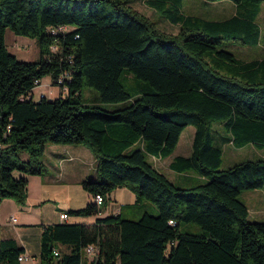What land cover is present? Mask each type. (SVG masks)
<instances>
[{
  "label": "trees",
  "instance_id": "trees-1",
  "mask_svg": "<svg viewBox=\"0 0 264 264\" xmlns=\"http://www.w3.org/2000/svg\"><path fill=\"white\" fill-rule=\"evenodd\" d=\"M233 1L236 13L214 20L185 14L184 0H146L180 25L172 33L129 0H0V202L24 204L29 175L48 170L47 146L74 144L93 152L96 176L82 181L88 203L64 212L96 215L123 185L156 206L137 218L45 226L41 264H83L92 243L93 264H264V220L250 219L239 197L264 186V157L223 168L214 136L221 125L222 142L264 147V57L246 60L219 48L225 39L260 43L264 0ZM7 28L36 38L39 58L10 51ZM124 69L138 79L132 90L122 82ZM46 75L65 94L35 98ZM85 88L97 97L85 99ZM187 125L195 127L191 153L174 156L170 167L201 182L179 186L147 154L171 155ZM182 222L203 232L182 230ZM21 254L15 240L0 242V264H21Z\"/></svg>",
  "mask_w": 264,
  "mask_h": 264
},
{
  "label": "crops",
  "instance_id": "crops-1",
  "mask_svg": "<svg viewBox=\"0 0 264 264\" xmlns=\"http://www.w3.org/2000/svg\"><path fill=\"white\" fill-rule=\"evenodd\" d=\"M235 6L237 10L236 3ZM262 11L263 2L257 22ZM260 29L261 42L264 40V32L261 27ZM44 161L48 168L45 174L29 175L28 196L24 204H19L12 198H5L0 202V242L13 239L24 249V255L28 258L20 260L21 264H41V235L44 227L51 223L68 221L91 224L97 217L121 214L125 218H137L145 210H156L153 202L146 198L138 199L130 187L123 185L111 191L108 201L98 214L84 216L69 212L67 219L63 220L60 213L84 207L90 200L82 181L96 176L97 160L85 145L49 144L44 153ZM184 176L193 177L188 174ZM258 191L256 189L255 194H259L261 198L252 199V203L256 204L254 209L245 200L252 220H264V205L258 204L264 200V192ZM13 216L17 221L12 220ZM57 247L62 251L69 250L63 244H58ZM92 257L86 253L83 264H93Z\"/></svg>",
  "mask_w": 264,
  "mask_h": 264
},
{
  "label": "rangeland",
  "instance_id": "rangeland-1",
  "mask_svg": "<svg viewBox=\"0 0 264 264\" xmlns=\"http://www.w3.org/2000/svg\"><path fill=\"white\" fill-rule=\"evenodd\" d=\"M133 9L144 14L146 17L155 20L158 27L172 33H176L180 29V25L162 17L155 8L146 3V0H129L128 3ZM236 10L235 2L233 0H184L183 12L185 14L198 15L208 19L221 20L228 18L234 14ZM260 27L264 32V2L263 11L258 18ZM6 44L10 51L14 52L19 59L22 60H37L40 56L39 45L36 38L16 34L12 29L7 28L5 32ZM219 48H225L232 51L237 57L250 60L253 58L264 57V40L257 45H246L238 42L237 40L225 39ZM210 58V55H207ZM232 72V71H226ZM122 82L126 88L132 90L134 86L138 84V79L130 73L127 69H124L122 73ZM65 90L59 86L53 84L51 75H46L41 78V83L34 87L35 98L41 97V94L46 95L47 98L57 97L61 94H65ZM98 93L94 89H83V96L85 99H94ZM215 128L219 131L215 133V143L220 144L223 148V162L221 167L226 168L237 162L250 158L264 157V147H257L253 144H247L245 146H235L232 143L222 142L221 136L226 134L221 125H216ZM195 132L194 125H187L179 139V142L174 152L165 157L157 158L151 154H147L149 160L159 170L164 172L171 180H173L179 186H192L201 182L200 178L184 176L170 167V162L177 154L188 155L192 150V141ZM23 158H27V152L21 154ZM18 174L19 172H15ZM199 180V181H198ZM259 191L264 192V188H256ZM256 189L243 190L239 197L249 202L250 207L254 209L256 204L252 203V199L258 200L261 196L256 195ZM255 190V191H254ZM258 191V192H259ZM259 205H264V200L258 202ZM182 230L192 231L196 233L203 232V229L194 222H182ZM86 255V253H84Z\"/></svg>",
  "mask_w": 264,
  "mask_h": 264
},
{
  "label": "built area",
  "instance_id": "built-area-1",
  "mask_svg": "<svg viewBox=\"0 0 264 264\" xmlns=\"http://www.w3.org/2000/svg\"><path fill=\"white\" fill-rule=\"evenodd\" d=\"M42 95H43V94H41V96H42ZM95 197H97V203H99V204L102 203V201L104 200L102 194H100V193H97V194L95 195ZM60 217H61V219L65 220V219H67V217H68V213H67V212H62V213H60ZM12 220H13V221H17V218H16L15 216H13V217H12ZM171 221H172V220H171ZM97 250H98V247H97V245L94 244V243L89 244V245H87V246L85 247V253H87V254H89V255H92V256L95 255V254L97 253ZM55 253L58 254V251L56 250ZM26 258H28V256H26V255H24V254H21V255L19 256V259H20V260H23V259H26Z\"/></svg>",
  "mask_w": 264,
  "mask_h": 264
},
{
  "label": "bare ground",
  "instance_id": "bare-ground-1",
  "mask_svg": "<svg viewBox=\"0 0 264 264\" xmlns=\"http://www.w3.org/2000/svg\"><path fill=\"white\" fill-rule=\"evenodd\" d=\"M95 200L97 201V197L95 198Z\"/></svg>",
  "mask_w": 264,
  "mask_h": 264
}]
</instances>
